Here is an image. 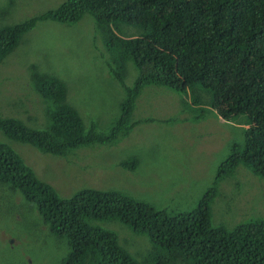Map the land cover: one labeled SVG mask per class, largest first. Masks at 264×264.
Returning a JSON list of instances; mask_svg holds the SVG:
<instances>
[{
    "label": "trees",
    "instance_id": "trees-1",
    "mask_svg": "<svg viewBox=\"0 0 264 264\" xmlns=\"http://www.w3.org/2000/svg\"><path fill=\"white\" fill-rule=\"evenodd\" d=\"M85 14L102 28L107 54L101 58L123 91L117 117L103 130L84 124L65 99V83L33 68L31 87L46 102V123L29 127L21 117L0 116V183L19 194L48 233L64 240L67 251L59 264H138L113 231L90 223L107 219L147 234L161 249L153 253L154 264H264V219L248 218L224 229L211 224L209 213L217 181L238 164L264 178V0H61L53 9L0 26V61L37 21L72 25ZM115 23L138 31L121 38L114 33L120 29L108 27ZM128 63L135 69L130 85L124 79ZM148 85L179 93L200 87L219 118H244L242 141L232 144L190 210L168 212L114 189L83 187L60 197L9 143L62 158L78 147L116 143L140 122L131 115L138 93ZM193 100L199 103L197 96ZM136 162L130 158L119 165L133 170Z\"/></svg>",
    "mask_w": 264,
    "mask_h": 264
},
{
    "label": "rangeland",
    "instance_id": "rangeland-1",
    "mask_svg": "<svg viewBox=\"0 0 264 264\" xmlns=\"http://www.w3.org/2000/svg\"><path fill=\"white\" fill-rule=\"evenodd\" d=\"M60 1L0 0V26L53 9ZM111 26L120 29L114 33L121 38L138 31L122 23L109 24V29ZM100 30L86 14L72 25L37 21L0 61V116L21 117L29 127L46 123V102L31 87L30 72L35 68L65 83V99L84 124L92 122L106 129L119 113L123 91L104 66L101 56L107 53ZM134 76L135 69L128 63L125 83L130 85ZM195 96L199 98L197 105L190 103ZM208 100V93L200 87L179 93L163 85L145 86L135 99L131 115L140 122L127 135L113 144L78 147L65 158L40 152L26 143L7 141L60 197L83 187L114 189L154 208L187 211L213 182L232 144L242 141L246 127L243 116L221 120L208 107ZM166 118L175 121L162 122ZM130 158L137 161L133 170L119 165ZM209 213L211 224L224 229L248 218L264 219V178L238 164L231 174L217 181ZM90 223L113 231L119 245L138 264H154L153 253L161 249L147 234L135 232L116 219ZM34 242L45 250L35 247ZM66 251L64 240L48 233L19 194L0 183V264H28V259L31 264H59Z\"/></svg>",
    "mask_w": 264,
    "mask_h": 264
},
{
    "label": "flooded vegetation",
    "instance_id": "flooded-vegetation-1",
    "mask_svg": "<svg viewBox=\"0 0 264 264\" xmlns=\"http://www.w3.org/2000/svg\"><path fill=\"white\" fill-rule=\"evenodd\" d=\"M34 246L37 247V248H39L40 250H45V249L42 247L41 243H39L38 245H36V243L34 242ZM29 260H30V259H28V264H31ZM24 264H25V263H24Z\"/></svg>",
    "mask_w": 264,
    "mask_h": 264
},
{
    "label": "crops",
    "instance_id": "crops-1",
    "mask_svg": "<svg viewBox=\"0 0 264 264\" xmlns=\"http://www.w3.org/2000/svg\"><path fill=\"white\" fill-rule=\"evenodd\" d=\"M222 120V119H221Z\"/></svg>",
    "mask_w": 264,
    "mask_h": 264
}]
</instances>
